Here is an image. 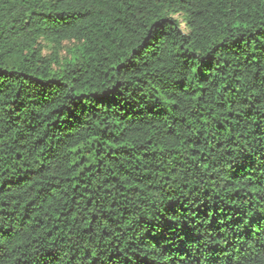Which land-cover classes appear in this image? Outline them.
I'll list each match as a JSON object with an SVG mask.
<instances>
[{
	"label": "trees",
	"instance_id": "trees-1",
	"mask_svg": "<svg viewBox=\"0 0 264 264\" xmlns=\"http://www.w3.org/2000/svg\"><path fill=\"white\" fill-rule=\"evenodd\" d=\"M0 264H264V0H0Z\"/></svg>",
	"mask_w": 264,
	"mask_h": 264
},
{
	"label": "rangeland",
	"instance_id": "rangeland-1",
	"mask_svg": "<svg viewBox=\"0 0 264 264\" xmlns=\"http://www.w3.org/2000/svg\"><path fill=\"white\" fill-rule=\"evenodd\" d=\"M181 27H183V24H181ZM42 44L46 45V42H45V41H42ZM69 45H70V43L64 41V42L62 43V48H61L60 51H59V55H61V56H62V55H65L66 47L69 46ZM44 52H45V53H48V52H49V49H48V48H44Z\"/></svg>",
	"mask_w": 264,
	"mask_h": 264
}]
</instances>
